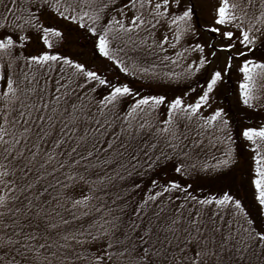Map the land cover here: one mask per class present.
<instances>
[{
  "label": "snow or ice",
  "instance_id": "1",
  "mask_svg": "<svg viewBox=\"0 0 264 264\" xmlns=\"http://www.w3.org/2000/svg\"><path fill=\"white\" fill-rule=\"evenodd\" d=\"M0 264H264V0H0Z\"/></svg>",
  "mask_w": 264,
  "mask_h": 264
},
{
  "label": "trees",
  "instance_id": "2",
  "mask_svg": "<svg viewBox=\"0 0 264 264\" xmlns=\"http://www.w3.org/2000/svg\"><path fill=\"white\" fill-rule=\"evenodd\" d=\"M73 38L75 39L76 46H78L79 49L72 50V48L70 46V49H71L72 52L81 54L82 49H87L88 48V50H89V46H90V42H91L90 40L82 39L79 36H73L71 38V40H73ZM73 44H75V42H73ZM91 44H92V42H91ZM90 50H91V48H90ZM97 54L93 52V54L91 55V57L88 56L87 61H90L92 64L95 65V60L98 57H100ZM98 64L101 65L100 68H103L104 67V64H102V62H101V57H100V60L98 61ZM95 66H97V65H95ZM217 103H219L220 105L224 106L225 109H226V111H229V114L230 115H233V114L239 115V113L237 111V108L235 106L234 97H233L232 92L230 90L227 91L226 94H223V95L218 96L217 97Z\"/></svg>",
  "mask_w": 264,
  "mask_h": 264
},
{
  "label": "rangeland",
  "instance_id": "3",
  "mask_svg": "<svg viewBox=\"0 0 264 264\" xmlns=\"http://www.w3.org/2000/svg\"><path fill=\"white\" fill-rule=\"evenodd\" d=\"M90 41H91V40H90ZM73 42H75V44H73ZM70 46H71L72 50L79 49L78 46H76V41H75L74 38H73V40H71ZM90 48H91V50H90ZM81 54H82V59H84V60H87V59H88V56L91 57V55L93 54L92 44H91V42H90L89 50H88V48H87V49H82ZM96 54H97V53H96ZM97 55H99V54H97ZM96 58H97V57H96ZM99 60H100V57H98V58L95 60V65H97L98 67H101V65L98 64V61H99ZM101 62H102V64H103V59H102V57H101Z\"/></svg>",
  "mask_w": 264,
  "mask_h": 264
}]
</instances>
